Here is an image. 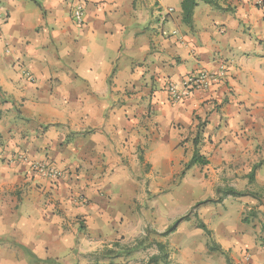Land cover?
<instances>
[{
    "label": "crops",
    "instance_id": "crops-1",
    "mask_svg": "<svg viewBox=\"0 0 264 264\" xmlns=\"http://www.w3.org/2000/svg\"><path fill=\"white\" fill-rule=\"evenodd\" d=\"M75 1L0 0V264H48L21 244L53 264L96 250L99 235L68 226L77 214L89 229L104 222L94 211L105 200L110 247L148 223L164 232L176 217L160 212L182 185L178 202L211 201L164 238L176 264H264V1L199 0L190 25L182 0H87L81 26ZM222 66L209 90L169 100L170 81ZM196 150L208 164L185 169ZM18 153L55 163L64 178L35 175ZM230 189L260 198L230 208ZM136 200L151 221L108 224L113 208L136 216Z\"/></svg>",
    "mask_w": 264,
    "mask_h": 264
},
{
    "label": "rangeland",
    "instance_id": "rangeland-1",
    "mask_svg": "<svg viewBox=\"0 0 264 264\" xmlns=\"http://www.w3.org/2000/svg\"><path fill=\"white\" fill-rule=\"evenodd\" d=\"M173 184L174 185L182 184V176L179 175L178 177H176L173 180ZM182 188L183 185L182 187L179 188V190L176 189L174 191L175 193L173 194V196L175 197V202H174L175 206L174 205H172V207L164 206V209L161 210L160 216L162 219L163 217L164 218L166 217L164 213H166L167 210L169 211L171 209L174 210L172 214L167 217H172V215L174 214V216L176 217V219H174V222L185 216H187V218L185 219L196 218L198 216L197 211H198V206L200 205L199 203L202 204L203 201L211 200L210 197L209 198L206 197L207 199H200L201 196H205V195H201L202 193H195V194L192 193L191 200L189 201L191 202L190 204L186 201H185L186 203H183L182 200L178 202L177 201L178 199H176L177 194H180L182 197L185 196L187 198V194L184 193V190H182ZM16 195L18 197L21 196L19 193H17ZM227 195L228 194L223 193V197ZM170 196L171 195H169L168 198H170ZM216 196L221 198V196H219V193H216ZM231 196L232 197L226 199V205L228 207L236 208V207H241L243 205V203H240L239 199H237L242 195H238V196L231 195ZM148 197L150 198L152 197V193L150 191L148 192ZM107 201L110 202L109 200ZM170 202L171 201H169L168 203L170 204ZM135 203H136V207L133 212L136 213L135 214L136 216H134L132 219L131 218L128 219L124 214H122V212L126 214V212L123 209L113 208L112 210H108V212H110V218L108 220L109 221L108 224H110V226L112 227H115L116 225L120 226L121 223H125L126 220L128 223L131 224H135V223L138 224L140 222L147 223L148 221H151L152 217L149 214H147L145 210L142 209L144 204H141L140 200L138 201L136 200ZM203 203H207V202H203ZM94 212L99 218L105 217L104 222L96 218L91 223L92 224L91 229H89L88 220L86 219L87 215L77 214L72 216V220H70V223H72V225L68 226V230H73L76 227L75 224H77L78 231L79 233H81L79 234V236L84 235L90 237L93 234H95V235H99V237L102 238L100 240L103 242L96 250H92V251H80L78 247H77L78 249L74 248L70 252L68 257H65L63 260L60 261L57 259L59 261L58 264H176L174 260H172L171 258L169 242L168 241L165 242L164 240V238L167 236L161 235V233L163 232H158L154 228L150 227L151 223H148L150 226L144 228L142 233L139 234L137 237L129 240H123L122 238H118L115 241L111 242L112 245L110 247L109 244H106V240L109 239V237H106V200L101 205V209H99L97 212L96 211ZM185 219L183 221H185ZM174 222H172L170 225H172ZM198 223H199L198 225L200 226L201 222L199 221ZM168 227L165 229V231L168 229ZM184 230L185 228H182L181 233H183ZM161 240L163 243L167 244V250H168L167 258L162 256L163 252H161L158 249V246L156 244L157 241H161ZM139 248H143L142 251L134 255V252ZM128 250H130L131 252H128ZM154 255H160V257L156 262H153L151 260Z\"/></svg>",
    "mask_w": 264,
    "mask_h": 264
},
{
    "label": "built area",
    "instance_id": "built-area-1",
    "mask_svg": "<svg viewBox=\"0 0 264 264\" xmlns=\"http://www.w3.org/2000/svg\"><path fill=\"white\" fill-rule=\"evenodd\" d=\"M264 0H256L257 4H261ZM87 14V0H76L72 9V21L81 26L85 24ZM1 18V17H0ZM227 69L222 66L219 71L211 72L200 70L199 72L189 74L179 81H170L166 85L167 96L170 101L182 102L190 98L196 92L207 91L215 84L219 83L226 77ZM28 79L33 80L29 71L25 72ZM17 159L25 162L30 170L37 176L44 177L57 182L64 178V171L55 163L48 160H38L30 157L25 153H18Z\"/></svg>",
    "mask_w": 264,
    "mask_h": 264
},
{
    "label": "trees",
    "instance_id": "trees-1",
    "mask_svg": "<svg viewBox=\"0 0 264 264\" xmlns=\"http://www.w3.org/2000/svg\"><path fill=\"white\" fill-rule=\"evenodd\" d=\"M206 3H213V0H202ZM198 3H199V0H182L181 2V7H182V16H183V20L184 22H186L187 24H190L192 25L193 23V14H194V10L195 8L198 6ZM195 142L197 144V139H195ZM208 159L201 155L197 150L195 151L192 159L185 165V169H188L190 168L191 166L193 165H206L208 164ZM259 165H255L254 168L252 169L251 173L249 174V178L251 181H254L255 179V174H256V170L258 168ZM185 173V170L183 171V174ZM225 194H231V195H234V196H238V195H251L257 199L260 198V196L257 194V193H254V192H251V191H237L235 189H230L229 191L225 192ZM208 201H211V200H206V201H203V202H208ZM202 202V203H203ZM201 204V203H199ZM185 218H187V216L183 217V218H180L178 219L177 221H175L172 225H170L168 227V229L161 233V235L163 236H167L169 235L170 233L174 232L178 226V224L184 220ZM200 227L202 229H204L207 233H210V231L207 229V227L205 226V224L201 223L200 224ZM157 246H158V249L163 252V257L167 258L168 256V250H167V244L166 243H163L162 241H157L156 242ZM22 248H24V250L26 251L27 255L28 256H32L33 258H35V261L37 263H50V264H53V260L52 259H40L38 257H36V255H34V253L27 247H25L24 245H20ZM128 252H131L130 250H128ZM160 257V255H154L152 257V261L153 262H156L158 260V258Z\"/></svg>",
    "mask_w": 264,
    "mask_h": 264
}]
</instances>
